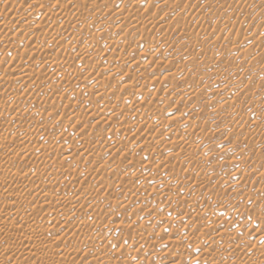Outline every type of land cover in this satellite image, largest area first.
I'll return each instance as SVG.
<instances>
[{
    "label": "rangeland",
    "instance_id": "1",
    "mask_svg": "<svg viewBox=\"0 0 264 264\" xmlns=\"http://www.w3.org/2000/svg\"><path fill=\"white\" fill-rule=\"evenodd\" d=\"M103 1L0 0V14L4 16V21L0 22V75L3 72L2 78L0 76V117L4 116L0 118V132H3L0 133V214L5 218L0 219V264H62L71 262V259L76 260L73 264H95V261L96 264H246L248 256L257 254L264 259V0ZM111 7L124 11L118 17L110 12ZM91 14H102L101 21L92 19ZM127 16L136 21L130 17L131 22L120 18ZM153 20H157V27L150 25ZM181 26L187 27L188 34H182ZM91 41L97 46L86 47ZM8 42L12 45L9 46ZM231 42L242 44L243 52H235L236 45ZM36 43L47 44L43 50L48 51H27ZM23 50L27 54L24 51L21 59L22 53L19 54ZM50 51L56 58L50 56ZM28 58H31L29 61L37 59L29 68L33 71L26 73L32 72L31 75L27 76L26 82L14 84L11 76L18 77L25 72L17 73L13 68L21 60V63H27ZM60 67H65L64 72ZM115 67H123V73L106 76L105 72ZM44 70L49 76L45 81L46 90H35L32 86L35 72ZM86 73L91 74L90 79L85 82V78L79 79L82 82L76 90L68 89V84H74L78 75L85 76ZM102 73L106 82L102 80ZM149 75L156 82L146 83L145 78ZM6 76H10L9 80ZM124 83L130 87L126 86V89ZM87 89L91 96L85 95ZM30 100L34 104L28 102ZM70 102L77 106L74 111L65 108ZM35 104L46 112L36 109L32 113ZM50 105L54 107L53 112L57 110V115L47 120L45 118L52 113ZM84 106L87 112L83 110ZM145 107L148 108L146 111ZM157 110L161 115H156ZM14 111L18 112L17 118L12 113ZM7 116L11 117L5 118ZM68 120L75 121L67 123ZM28 121L34 122L30 128ZM109 122L117 125L113 127ZM77 123L81 126L78 127ZM8 130L12 132L9 134ZM24 131L31 132L27 138ZM39 131L44 132L42 138L35 137ZM60 132L67 137L69 133L73 137H81L84 132L89 134L93 140L91 152L71 157L72 153L67 150L57 149L56 154L46 155L56 143L55 138L61 139ZM114 137L117 145L108 150L107 145L115 140ZM15 138L21 144L23 139L24 149H21L24 151L14 150ZM57 141L55 145L60 143ZM99 153L104 154L102 160L95 157ZM32 158L38 161L32 163ZM131 163H135L137 169L128 170ZM46 165L50 166L47 171ZM157 169L161 174L155 172ZM77 172H82L84 177L80 179ZM167 187H174L178 194L169 193ZM52 214L59 215L61 221L51 220L49 216ZM23 219L33 220V237L25 238L26 249H21L9 235ZM119 223L125 224L122 231L118 229ZM151 223L155 228L149 230L147 226ZM44 228L49 232L48 239H37L38 245L33 244L31 239ZM167 234L172 239H168ZM154 242L159 243L155 246ZM166 242L169 245H165ZM42 253L48 254L49 258L43 260Z\"/></svg>",
    "mask_w": 264,
    "mask_h": 264
},
{
    "label": "bare ground",
    "instance_id": "2",
    "mask_svg": "<svg viewBox=\"0 0 264 264\" xmlns=\"http://www.w3.org/2000/svg\"><path fill=\"white\" fill-rule=\"evenodd\" d=\"M21 1H22V0H21ZM27 1H28V0H27ZM99 1H100V0H99ZM102 1H103V0H102ZM125 1H126V0H125ZM136 1H137V0H136ZM141 1H142V0H141ZM147 1H148V0H147ZM151 1H152V0H151ZM169 1H170V0H169ZM171 1H172V0H171ZM197 1H198V0H197ZM200 1H201V0H200ZM72 2H73V1H72ZM74 2H75V1H74ZM126 2H127V1H126ZM128 2H129V1H128ZM130 2H131V1H130ZM167 2H168V1H167ZM167 2H166V3H167ZM210 2H211V1H210ZM210 2H208V5L210 4ZM42 3H43V2H42ZM75 3H76V2H75ZM103 3H105V2L103 1ZM124 3H125V2H124ZM131 3H134V1L131 2ZM171 3H172V2H171ZM199 3H201V2H199ZM202 3H203V2H202ZM125 4H126V3H125ZM205 4H206V1H205ZM92 5H93V4H92ZM94 5H95V4H94ZM99 5H100V4H99ZM72 6H73V5H72ZM249 6H250V5H249ZM113 7H114V6H113ZM117 7H118V6H117ZM177 7H178V6H177ZM208 7H209V6H208ZM71 8H74V7H71ZM111 8H112V7H111ZM178 8H179V7H178ZM218 8H219V7H218ZM56 9H57V8H56ZM107 9H108V8H107ZM119 9H120V8H119ZM121 9H122V8H121ZM121 9H120V10H121ZM193 9H194V8H193ZM80 10H81V9H80ZM83 10H84V9H83ZM122 10L124 11V9H122ZM122 10L120 11L121 13L123 12ZM214 10H215V9H214ZM218 10H219V9H218ZM77 11H78V10H77ZM109 11H110V9H109ZM135 11H136V10H135ZM192 11H193V10H192ZM203 11H205V10H203ZM79 12H80V11H79ZM110 12L115 13L114 15H118V17H119L120 12H119V10H118L117 8H115V9L112 8V10H111ZM201 12H202V11H201ZM208 12H209V11H208ZM54 13H55V11H54ZM69 13H70V12H69ZM83 13H84V12H83ZM124 13H125V12H124ZM124 13H123V14H124ZM134 13H135V12H134ZM136 13H137V15H139V14H138V11H137ZM192 13H193V12H192ZM192 13H191V14H192ZM223 13H224V12H223ZM59 14H60V13H59ZM61 14H62V13H61ZM76 14H77V13H76ZM79 14H80V13H79ZM123 14H121V15H123ZM126 14H127V13H126ZM132 14H133V12H132ZM198 14H199V13H198ZM84 15L86 16V14H84ZM100 15H102V14H100ZM100 15H97V14H91V15H89V16H90L92 19H94L95 21L98 20V21L100 22V21H101V20H100V19H101V16H100ZM105 15H106V12H105L104 16H105ZM17 16H18V18H19V15H17ZM65 16H66V15H65ZM75 16H76V15H75ZM82 16H83V15H82ZM85 16H84V17H85ZM102 16H103V15H102ZM125 16H126V15H125ZM130 16H131V15H130ZM130 16H129V17H130ZM173 16H174V15H173ZM25 17H26V16H25ZM58 17H60V15H59ZM127 17H128V16H127ZM129 17H128V18H126V17H120V18H122L121 20H123V21L126 20V21H130V22H131V20L129 19ZM132 17H134V16H132ZM201 17H202V16H201ZM226 17H227V16H226ZM232 17H233V16H232ZM3 18H4V16L0 14V22H1V20H2ZM23 18H24V17H23ZM23 18H21V19H23ZM81 18H82V17H81ZM91 18H90V19H91ZM130 18H131V17H130ZM137 18H138V17H137ZM6 19H7V18H6ZM87 19H88V18H87ZM103 19H104V18H103ZM103 19H102V20H103ZM105 19H106V16H105ZM131 19H132V18H131ZM145 19H146V18H145ZM149 19H150V18H149ZM152 19H154V18H152ZM155 19H156V18H155ZM213 19H214V18H213ZM8 20H9V19H8ZM19 20H20V19H19ZM81 20H82V19H81ZM106 20H108V19H106ZM132 20H133V19H132ZM196 20H197V19H196ZM3 21H4V20H2V22H3ZM95 21H94V22H95ZM98 21H97V22H98ZM104 21H105V20H104ZM133 21L135 22L136 20L134 19ZM148 21H149V20H148ZM158 21H159V20H158ZM225 21H226V19H225ZM225 21H224V23H225ZM2 22H1V23H2ZM99 22H98V23H99ZM105 22H106V21H105ZM134 22H133V23H134ZM146 22H147V21H146ZM162 22H163V21H162ZM202 22H203V21H202ZM228 22H229V21H228ZM7 23H8V22H7ZM17 23H18V22H17ZM77 23H78V22H77ZM81 23H82V22H81ZM83 23H84V22H83ZM101 23H102V22H101ZM127 23H128V22H127ZM149 23H150V25H152V26L155 25V26L157 27L156 24H157L158 22H157V20H153V21H151V22H149ZM184 23H185V22H184ZM226 23H227V22H226ZM237 23H238V22H237ZM70 24H71V23H70ZM105 24H106V23H105ZM141 24H142V23H141ZM221 24H222V22H221ZM4 25H5V24H4ZM4 25H3V26H4ZM33 25H34V24H33ZM80 25H81V24H80ZM100 25H101V24H100ZM148 25H149V24H148ZM167 25H168V24H167ZM180 25H181V23H180ZM182 25H183V24H182ZM185 25H186V24H185ZM227 25H228V24H227ZM102 26H103V25H102ZM105 26H106V25H105ZM115 26H116V25H115ZM163 26H164V24H163ZM235 26H236V25H235ZM44 27H46V26H44ZM86 27H87V26H86ZM92 27H93V26H92ZM164 27H165V26H164ZM181 27H182V26H181ZM214 27H215V26H214ZM220 27H221V26H220ZM33 28H34V27H33ZM76 28H77V27H76ZM95 28H97V27H94L93 29H95ZM98 28H99V27H98ZM160 28H161V27H160ZM166 28H167V27H166ZM186 28H187V27H186ZM186 28H183V27L181 28V29H183L182 34H188L189 31H188V29H186ZM188 28H189V27H188ZM228 28H229V27H228ZM228 28H227V29H228ZM233 28H234V27H233ZM103 29H104V28H103ZM162 29H163V28H162ZM220 29H221V28H220ZM35 30H36V29H35ZM71 30H72V29H71ZM91 30H92V29H91ZM143 30H144V29H143ZM152 30H153V29H152ZM234 30H235V29H234ZM252 30H253V29H252ZM0 31H1V30H0ZM40 31H41V30H40ZM42 31H43V30H42ZM76 31H77V30H76ZM101 31H102V30H101ZM104 31H105V30H104ZM120 31H121V30H120ZM164 31H165V30H164ZM201 31H202V30H201ZM201 31H200V32L198 31V33H201ZM215 31H216V30H215ZM215 31H214V32H215ZM221 31H222V29H221ZM225 31H226V29H225ZM237 31H238V30H237ZM237 31H236V32H237ZM140 32H142V31L140 30ZM144 32H145V31H144ZM144 32H142V33H144ZM151 32H152V31H151ZM222 32H224V31H222ZM236 32H235V33H236ZM256 32H257V31H256ZM258 32H259V31H258ZM0 33H1V32H0ZM123 33H124V32H123ZM198 33H196V34H198ZM204 33H205V32H204ZM218 33H220V30H219ZM224 33H225V32H224ZM224 33H223V34H224ZM228 33H229V32H228ZM241 33H242V32H241ZM251 33H252V32H251ZM61 34H62V32H61ZM162 34H163V33H162ZM164 34H165V33H164ZM189 34H190V33H189ZM223 34H222V35H223ZM56 35H57V34H56ZM87 35H88V34H87ZM90 35H91V34H90ZM121 35H122V34H121ZM217 35H218V34H217ZM217 35H216V36H217ZM229 35H230V33H229ZM234 35H235V34H234ZM246 35H247V34H246ZM57 36H58V35H57ZM100 36H101V35H100ZM164 36H165V35H164ZM208 36H209V35H208ZM216 36H215V37H216ZM232 36H233V35H232ZM241 36H242V35H241ZM253 36H254V35H253ZM233 37H234V36H233ZM238 37H239V36H237V37H235V38L237 39ZM248 37H249V36H248ZM251 37H252V36H251ZM254 37H255V36H254ZM89 38H90V37H89ZM105 38L108 39V37H105ZM105 38H104V39H105ZM122 38H123V37H122ZM231 38H232V37H231ZM60 39H61V38H60ZM225 39H227V38H225ZM236 39H233V41L236 40ZM246 39H247V38H246ZM9 40L11 41V40H13V38H10ZM15 40H16V38H15ZM99 40H100V39H99ZM102 40H103V39H102ZM248 40H249V39H248ZM248 40H247V41H248ZM16 41H17V40H16ZM81 41H82V40H81ZM97 41H98V40H97ZM97 41L95 40V44L97 43ZM106 41H107V40H106ZM112 41H113V39H112ZM156 41H157V40H156ZM225 41H226V40H225ZM13 42H15V41H13ZM13 42H12V43H13ZM76 42H77V41H76ZM145 42H146V41H145ZM242 42H243V41H242ZM34 43H35V42H34ZM78 43H79V42H78ZM93 43H94V42H92V41H91V43H87V44L85 43V44H86L85 46H86V47H90V46L93 47V46L95 45V44L93 45ZM162 43H163V42H161V44H162ZM231 43H232L233 45H236V42H231ZM7 44H9V42H8ZM13 44H14V43H13ZM104 44H105V43H104ZM138 44H139V43H138ZM239 44H240V43H239ZM245 44H246V43H245ZM11 45H12V44H11ZM11 45L9 44V46H11ZM15 45H16V44H15ZM46 45H47V44H46ZM46 45H43V44H40V43H36V44L32 45V48H31V46H30L29 49H31V50H28V49H27V51H31V52H32V51H35V52H36V51H40V49H42V51H44L43 48L45 49V46H46ZM92 45H93V46H92ZM97 45H98V43H97ZM97 45H95V46H97ZM99 45H100V44H99ZM106 45H107V44H106ZM104 46H105V45H104ZM110 46L112 47L113 45H110ZM229 46H230V45H229ZM231 46H232V45H231ZM245 46H246V45H245ZM28 47H29V46H28ZM48 47H49V46H48ZM74 47H76V46H74ZM91 47H90V48H91ZM118 47H119V46H118ZM159 47H160V46H159ZM161 47H162V46H161ZM164 47H165V46H164ZM164 47H163V48H164ZM24 48H25V47H24ZM24 48H23V49H24ZM84 48H85V47H84ZM101 48H102V47H101ZM153 48H154V47H153ZM232 48H233V47H232ZM95 49H96V48H95ZM99 49H100V48H99ZM99 49H98V51H99ZM159 49H160V48H159ZM108 50H109V49H108ZM157 50H158V49H157ZM160 50H161V49H160ZM233 50H234V51L237 50L238 52H239V51H240V52H243L244 47H243L242 44H240V45H236V46H234V49H233ZM233 50H232V51H233ZM24 51H26V50H23V52L20 51V54L17 53V54H19L20 56H21V53H22V56L20 57L21 59H22V57L24 56V53H25ZM27 51H26V54H27ZM46 51H48V49L45 50L44 52H46ZM163 51H166V50H163ZM167 51H168V50H167ZM229 51H230V50H229ZM245 51H246V50H245ZM245 51H244V52H245ZM31 52H30V53H31ZM35 52H33V53H31V54H34ZM87 52H88V50H87ZM94 52H95V51H94ZM121 52H122V51H121ZM235 52H236V51H235ZM235 52H234V53H235ZM28 53H29V52H28ZM39 53H40V52H39ZM78 53H79V52H78ZM91 53H92V52H91ZM162 53H164V52H162ZM26 54H25V55H26ZM41 54H43V52H42ZM80 54H81V53H80ZM86 54H87V53H86ZM158 54H159V53H158ZM228 54H229V53H228ZM89 55H90V54H89ZM213 55H215V54H213ZM50 56H51V57H52V56L55 57L53 51H50ZM50 56H48V57H50ZM69 56H70V55H69ZM87 56H88V54H87ZM158 56H159V55H158ZM224 56H225V55H224ZM224 56H223V57H224ZM246 56H247V55H246ZM29 57H30V55H29ZM43 57H44V56H43ZM70 57H71V56H70ZM77 57H78V56H77ZM90 57H91V56H90ZM90 57H89V58H90ZM108 57H109V56H108ZM150 57H152V56H150ZM161 57H162V56H161ZM225 57H226V56H225ZM233 57H235V56H233ZM17 58H18V56H17ZM26 58H27V57H26ZM26 58H25L24 60H26ZM31 58H32V56H31ZM31 58H28V62H27V63H26V62H25V63H23V62L21 63L22 60L20 59L21 61H20V64H19V60H18V64H19V65H18L17 67L13 68V69H16V70H17V73H18V72H19V73H24V72H25V75H24V74H21V75H23V76L20 75V76L16 77L17 75L14 74L13 76L16 77L15 80L12 79V78H14V77L11 76V80L14 81V84H16V82H18V81H22V82H24L25 79L27 80V76H30V75H31L32 72H31V73H28L29 75H27L26 73H27V72H30V71H33V70H31V69L29 70V68H31L30 66H31L32 62L37 61V59H35V58L33 59V60H35V61H33V60H30V61H29V59H31ZM55 58H56V57H55ZM84 58H85V57H84ZM89 58H86V59H89ZM123 58H124V57H123ZM127 58H128V57H127ZM153 58H154V57H153ZM244 58H245V57H244ZM247 58H248V56H247ZM48 59H49V58H48ZM90 59H91V58H90ZM92 59H94V58H92ZM248 59H249V58H248ZM38 60H39V59H38ZM42 60H43V59H42ZM49 60H50V59H49ZM51 60H54V59H51ZM71 60H72V59H71ZM160 60H161V59H160ZM232 60H233V59H232ZM246 60H247V59H246ZM65 61H66V60H65ZM80 61H81V60H80ZM148 61H149V60H148ZM250 61H251V60H250ZM250 61H249V63H250ZM86 62H87V61H86ZM93 62H94V61H93ZM118 62H119V61H118ZM134 62H137V61H134ZM146 62H147V61H146ZM246 62H247V61H246ZM37 63H38V62H37ZM43 63H44V62H43ZM48 63H49V61H48ZM51 63H53V61H52V62L50 61V64H51ZM67 63H69V62L67 61ZM104 63H105V62H104ZM122 63H124V62L122 61ZM148 63H149V62H148ZM44 64H45V63H44ZM46 64H47V63H46ZM64 64H66V63H64ZM125 64H126V63H125ZM250 64H251V63H250ZM33 65H36V64L34 63ZM33 65H32V66H33ZM47 65H48V64H47ZM59 65H60V64H59ZM96 65H97V64H96ZM113 65H114V64H113ZM117 65H118V64H117ZM119 65H120V64H119ZM141 65H142V64H141ZM49 66H50V65H49ZM86 66H87V65H86ZM125 66H126V65H125ZM148 66H149V65H148ZM163 66H164V65H163ZM9 67H10V66H9ZM80 67H81V66H80ZM137 67H138V66H137ZM64 68H65V67H64ZM64 68L62 69V67H60L59 69H60V71H63V72H64V70H65ZM95 68H96V67H95ZM122 68H123V67H122ZM122 68H120V67H117V68H116V67H115L112 71H106L105 74H107L106 76H112V75H113V76H114V75H119V76H120V75L123 73ZM124 68H125V70H126V67H124ZM11 69H12V68H11ZM57 69H58V68H57ZM57 69H56V70H57ZM68 69H69V68H68ZM70 69H71V68H70ZM76 69H77V67H76ZM89 69H90V68H89ZM99 69H100V68H99ZM137 69H138V68H136V69H134V70L137 71ZM168 69H169V68H168ZM41 70H43V69H41ZM125 70H124V71H125ZM129 70H130V69H129ZM9 71H10V70H9ZM12 71H13V70H12ZM46 71H47V70H46ZM84 71H85V70H84ZM86 71H87V70H86ZM158 71H159V70H158ZM44 72H45V70H44ZM44 72H43V71H38L37 73L35 72V74H36V77H35V78H36V79H35V81L32 79V80L34 81V82L32 83V86H35V90H37V89L39 90V89H41V88H43L44 91L46 90V88H45V86H46V85H45V81L48 79L49 76L47 77L48 74H47L46 72H45V73H44ZM77 72H78V71H77ZM102 72H103V71H102ZM126 72H127V71H126ZM156 72H157V71H156ZM4 73H5V72H4ZM13 73H14V72H13ZM13 73H11V75H12ZM17 73H16V74H17ZM53 73H54V72H53ZM59 73H61V72H59ZM93 73H94V72H93ZM133 73H134V72H133ZM133 73H132V77H134V75H135V73H134V75H133ZM138 73H139V72H138ZM152 73H153V72H152ZM6 74H8V73H6ZM56 74H57V71H56L55 75H56ZM61 74H64V73H61ZM79 74H80V73H79ZM102 74H104V73H102ZM105 74L102 76V80H104V82H106L105 80L107 79L106 76H105ZM2 75H3V72H2ZM2 75H0L1 78H2ZM4 75H5V74H4ZM9 75H10V72H9ZM49 75H50V74H49ZM93 75H94V74H93ZM125 75H127V73H126ZM128 75H131V74H128ZM164 75H165V74H164ZM78 76H79V77H76V78H78V79L75 78V79H76V82H74V84H68V89H70V90H76V89H77V86L79 85V82L82 80V78H85V79H83V82H85L86 79H88V78L90 79V78H91V74H90V73H86L85 76H84V75H78ZM80 76H81V77H80ZM137 76H139V75L137 74ZM143 76H144V75H143ZM143 76H142V77H143ZM172 76H173V75H172ZM172 76H171V77H172ZM6 77H7V76H6ZM9 77H10V76H9ZM9 77H7L8 80H9ZM31 77H32V76H31ZM117 77H118V76H117ZM123 77H124V76H123ZM127 77H128V76H127ZM132 77H131V78H132ZM145 77H146V75H145ZM145 77H143V78H145ZM169 77H170V76L168 75V79H169ZM1 78H0V79H1ZM97 78H99V77H97ZM114 78H115V77H114ZM129 78H130V76H129ZM5 79H6V78H5ZM49 79H50V78H49ZM79 79H81V80L79 81ZM94 79H95V78H94ZM121 79H122V78H121ZM123 79H124V78H123ZM145 79H146V80H145L146 83H147V82H148V83L156 82V81L153 80V78H152L150 75H149V77H147V78H145ZM170 79H171V78H170ZM2 80H3V79H2ZM8 80H7V81H8ZM26 80H25V82H26ZM97 80H99V79H97ZM97 80H95V81H97ZM126 80H127V79H126ZM137 80H138V79H137ZM107 81H108V80H107ZM112 81L114 82V80H112ZM127 81H129V79H128ZM131 81H132V83H130V85H131V84H134V83H133V82H134V81H133V78H132V80H130V82H131ZM158 81H159V80H158ZM176 81H177V80H176ZM4 82H6V81H4ZM31 82H32V81H31ZM31 82H30V83H31ZM81 82H82V81H81ZM81 82H80V83H81ZM97 82H98V81H97ZM115 82H117V81H115ZM8 83H9V82H8ZM93 83H94V82H93ZM107 83H108V82H107ZM111 83H112V82H111ZM118 83H119V81H118ZM125 83H126V82H125ZM125 83H124V86H125ZM137 83H139V82L137 81ZM10 84L13 85V82H11ZM10 84H9V85H10ZM99 84H100V83H99ZM102 84H103V85H101V86H104V83H102ZM113 84H114V83H113ZM144 84H145V83H144ZM168 84H169V83H168ZM6 85H7V84H6ZM20 85H21V84H20ZM22 85H23V84H22ZM27 85H28V84H27ZM115 85H116V84H115ZM115 85H114V86H115ZM147 85H148V84H147ZM24 86H25V85H24ZM29 86H30V85H29ZM112 86H113V85H112ZM126 86H129L128 83L126 84ZM126 86H125V88L127 89ZM131 86H132V85H131ZM163 86H165V85H163ZM22 87H23V86H22ZM46 87H47V86H46ZM117 87H119V86H117ZM122 87H123V85H122ZM129 87H130V86H129ZM10 88H11V87H10ZM36 88H37V89H36ZM71 88H72V89H71ZM101 88H102V87H101ZM114 88H115V87H114ZM114 88H113V90H114ZM146 88H147V87H146ZM164 88H165V87H164ZM79 89L81 90V88H78V90H79ZM95 89H96V88H95ZM103 89H104V88H103ZM106 89H107V88H106ZM111 89H112V88H111ZM115 89H116V88H115ZM120 89H121V87H120ZM123 89H124V88H123ZM126 89H125V90H126ZM104 90H105V89H104ZM116 90L118 91V89H116ZM121 90H122V89H121ZM145 90H146V89H145ZM160 90H161V89H160ZM48 91H49V90H48ZM117 91H116V92H117ZM119 91H120V90H119ZM119 91H118V92H119ZM142 91H144V90H142ZM33 92H34V91H33ZM35 92H36V91H35ZM35 92H34V94H35ZM39 92H40V91H39ZM94 92H95V91H94ZM113 92H114V94L116 93L115 91H113ZM113 92H112V93H113ZM118 92H117V93H118ZM122 92H123V91H122ZM124 92H125V91H124ZM148 92H149V91H148ZM163 92H164V91H163ZM37 93H38V92H37ZM83 93H84V92H83ZM144 93H145V91H144ZM154 93H155V92H154ZM154 93H153V94H154ZM167 93H168V92H167ZM53 94H54V93H53ZM100 94H101V93H100ZM110 94H111V93H110ZM114 94H111V95H114ZM130 94H131V93H130ZM140 94H141V93H140ZM159 94H160V93H159ZM2 95H3V94H2ZM14 95H15V94H14ZM85 95H86V96H91V91H89V90L87 89V91H85ZM92 95H93V93H92ZM118 95H119V94H118ZM162 95H163V94H162ZM172 95H173V94H172ZM101 96H102V95H101ZM106 96H107V95H106ZM139 96H140V95H139ZM148 96H149V95H148ZM164 96H165V95H164ZM94 97H95V96H94ZM116 97H117V96H116ZM127 97H128V96H127ZM166 97H167V96H166ZM92 98H93V97H92ZM92 98H91V99H92ZM113 98H114V97H113ZM113 98H112V99H113ZM130 98H131V97H130ZM130 98H129V99H130ZM8 99H9V98H8ZM104 99H106V98H104ZM133 99H134V98H133ZM133 99H132V101H133ZM137 99H138V98H137ZM10 100H11V99H10ZM13 100H14V99H13ZM80 100H81V99H80ZM93 100H94V99H93ZM146 100H147V99H146ZM168 100H169V99H168ZM14 101H15V100H14ZM71 101H72V100H71ZM84 101H85V100H84ZM107 101H108V100H107ZM136 101H137V100H135V102H136ZM140 101H141V100H140ZM15 102L17 103V101H15ZM28 102H31V100L28 101ZM68 102H69V101H68ZM133 102H134V101H133ZM133 102H132V106H133V104H134ZM170 102H171V101H170ZM13 103H14V102H13ZM19 103H20V102H19ZM25 103H26V102H25ZM31 103H32V102H31ZM39 103H40V102H39ZM130 103H131V102H130ZM138 103H139V100H138ZM2 104H4V102H3ZM22 104H23V103H22ZM26 104H27V103H26ZM26 104H25V107H26ZM32 104H34V103H32ZM32 104H31V105H32ZM40 104H41V103H40ZM57 104H58V103H57ZM84 104H85V103H84ZM96 104H97V103H96ZM19 105H20V104H19ZM29 105H30V104H28V106H29ZM41 105H42V104H41ZM48 105H49V104H48ZM86 105H87V104H86ZM93 105H94V103H93ZM139 105H140V103H139ZM0 106H1V105H0ZM20 106H21V105H20ZM22 106H23V105H22ZM60 106H61V105H60ZM78 106H79V105H78ZM95 106H96V105H95ZM3 107H4V106H3ZM44 107H46V106L44 105ZM50 107L52 108V113L49 114L50 117L45 118V119H47V120H49V119L51 120V119H53L54 117H56V115H57V114H56L57 110H56V112H55V111L53 112L54 107H52L51 105H50ZM76 107H77V106L74 104V102H73V104H71V102H70V103H66V106H65V108H67V110H71V111H74V109H75ZM85 107H86V106L83 107V110H84ZM93 107H94V106H93ZM107 107H108V106H107ZM146 107H147V106H146ZM146 107H145V111H146V109H148V108H146ZM152 107H153V106H152ZM5 108H6V107H5ZM10 108H11V107H10ZM30 108H31V107H30ZM30 108H29V109H30ZM47 108H49V106H48ZM140 108H141V107H140ZM143 108H144V107H143ZM155 108H156V107H155ZM32 109H34V110L32 111V113H33L36 109H39V110L41 109V110H42V109H44V108H41V106L35 104V108H32ZM101 109H103V108H101ZM134 109H135V108H134ZM150 109H151V108H150ZM156 109H157V108H156ZM176 109H177V108H176ZM5 110H6V109H5ZM8 110H10V109H8ZM15 110H17V109H15ZM27 110H28V109H27ZM44 110H45V109H44ZM44 110H43V111H44ZM50 110H51V109H50ZM50 110H48L47 112L49 113ZM59 110H60V109H59ZM76 110H77V109H76ZM122 110H123V108H122ZM122 110H121V111H122ZM131 110H132V109H131ZM152 110H153V109H152ZM172 110H173V109H172ZM12 111H13V110H12ZM28 111H29V110H28ZM28 111H27V112H28ZM63 111H66V110H61V112H63ZM84 111H85V110H84ZM117 111H118V110H117ZM135 111H136V110H135ZM150 111H151V110H150ZM155 111H156V110H155ZM159 111H161V110H159ZM174 111H175V110H174ZM177 111H179V109H178ZM7 112H8V111H7ZM36 112L39 113V111H36ZM40 112H41V111H40ZM45 112H46V110H45ZM45 112H44V113H45ZM61 112H60V113H61ZM69 112H70V111H69ZM76 112H77V111H76ZM85 112H87V111H85ZM125 112H126V110H125ZM127 112H128V111H127ZM141 112H142V111H141ZM148 112H149V111H148ZM175 112H176V111H175ZM179 112H180V111H179ZM12 113H13L14 117H16L15 115H16L18 112L14 111V112H12ZM90 113H91V112H90ZM139 113H140V112H138V114H139ZM146 113H147V112H146ZM159 113H160V115H161V112H158V110H157L156 115L159 114ZM171 113H173V111H171ZM183 113H184V112H183ZM0 114H1V113H0ZM24 114H25V112H24ZM26 114H28V113H26ZM61 114H62V113H61ZM66 114H67V113H66ZM73 114H74V113H73ZM124 114H125V113H124ZM152 114H155V113L152 112ZM174 114H175V113H174ZM4 115H5V114H4ZM9 115H11V114H9ZM13 115H12V116H13ZM43 115H44V114H43ZM46 115H47V114H46ZM25 116H26V115H25ZM27 116H29V115H27ZM33 116H34V115L31 116V117H32V120H33ZM35 116H36V114H35ZM35 116H34V118H35ZM117 116H118V115H117ZM128 116H129V115H128ZM1 117H4V116H1ZM1 117H0V118H1ZM10 117H11V116H10ZM10 117L7 116V117H5V118H10ZM14 117H13V118H14ZM31 117H30V118H31ZM73 117H75V116H73ZM106 117H107V116H106ZM141 117H142V116H141ZM16 118H17V117H16ZM16 118H14V119H16ZM18 118H19V117H18ZM28 118H29V117H28ZM57 118H58V117H57ZM57 118H56V119H57ZM83 118H84V117H83ZM113 118H114V117H113ZM157 118H158V117H157ZM36 119H37V118H36ZM65 119H66V118H65ZM138 119H139V118H138ZM141 119H143V118H141ZM141 119H140V120H141ZM168 119H169V118H168ZM11 120H13V119H11ZM16 120H17V119H16ZM27 120H28V119H27ZM27 120H26V121H27ZM110 120H112V119L110 118ZM114 120H115V119H113V121H114ZM117 120H118V119H117ZM120 120H121V119H120ZM135 120H136V119H135ZM160 120H161V119H160ZM171 120H172V119H171ZM0 121H1V120H0ZM14 121H15V120H14ZM18 121H19V120H18ZM33 121H34V120H33ZM33 121H28V122H29V128H30V125H31V126L33 125V123H34ZM36 121H37V120H36ZM71 121H75V120H71ZM71 121L68 120L67 123H70ZM108 121H109V120H108ZM113 121H111V122H113ZM131 121H132V120H131ZM141 121H142V120H141ZM9 122H10V120H9ZM11 122H12V121H11ZM46 122H47V121H46ZM53 122H54V121H53ZM81 122H82V121H81ZM129 122H130V121H129ZM164 122H165V121H164ZM169 122H170V121H169ZM173 122H174V121L172 120V121L170 122V124L173 125ZM4 123H5V122H4ZM4 123H3V124H4ZM15 123H16V122H15ZM15 123H14V124H15ZM21 123H22V122H21ZM21 123L19 122L18 124H21ZM38 123H39V122H37V124H38ZM42 123H43V122H42ZM59 123H60V122H59ZM65 123H66V122H65ZM74 123H75V122H74ZM74 123H73L72 125H75ZM84 123H86V122H84ZM109 123H110V122H109ZM130 123H131V122H130ZM134 123H135V122H134ZM0 124H1V122H0ZM11 124H12V123H11ZM54 124H55V123H54ZM54 124H53V125H54ZM78 124H79V123H77L76 125L78 126ZM110 124H112V123H110ZM114 124H116V123L114 122ZM114 124H112V125H114ZM137 124H138V122H137ZM149 124H150V123H149ZM8 125H9V124H8ZM34 125H35V124H34ZM40 125H41V123H40ZM43 125H44V124H43ZM67 125H68V124H67ZM70 125H71V124H70ZM85 125H86V124H85ZM85 125H84V126H85ZM116 125H117V124H116ZM120 125H122V122H121ZM134 125H135V124H134ZM138 125H140V123H139ZM144 125H145V124H144ZM159 125H161V124H159ZM1 126H2V124H1ZM5 126H6V123H5ZM11 126H12V125H11ZM19 126H21V125H19ZM26 126H27V125H26ZM35 126H36V125H35ZM35 126H34V127H35ZM45 126H46V125H45ZM79 126H81V124H80ZM79 126H78V127H79ZM124 126H125V125H124ZM124 126H123V127H124ZM175 126H176V125H175ZM175 126H174V129H175ZM6 127H7V126H6ZM41 127H42V126H41ZM46 127H47V126H46ZM46 127H44V128H46ZM70 127H71V126H70ZM113 127H115V125H114ZM113 127H112V128H113ZM120 127H122V126H120ZM149 127H150V126H149ZM161 127H162V126H161ZM8 128H12V127L9 126ZM13 128H15L14 125H13ZM17 128H18V126H16V129H17ZM48 128H49V127H48ZM48 128H47V130H48ZM132 128H134V126H133ZM5 129H7V128H5ZM23 129L25 130V128H23ZM36 129H37V128H36ZM135 129H136V128H135ZM138 129H139V128H138ZM147 129H148V128H147ZM159 129H160V128H159ZM172 129H173V128H172ZM174 129H173V130H174ZM176 129H177V128H176ZM2 130H4V129H2ZM19 130H20V129H19ZM44 130H45V129H44ZM50 130H51V128H50ZM52 130H53V129H52ZM62 130H63V129H62ZM80 130H81V128H80ZM152 130H154V129H152ZM4 131H5V130H4ZM8 131H9V130H8ZM22 131H23V130H22ZM22 131H21V133H22ZM59 131H60V130H59ZM82 131H83V130H81L80 132H82ZM126 131H127V130H126ZM143 131H144V130H143ZM146 131H148V130H146ZM159 131H160V130H159ZM176 131H177V130H176ZM179 131H180V130H179ZM1 132H2V131H1ZM1 132H0V133H1ZM10 132H12V131H9V134H10ZM17 132H18V131H17ZM17 132H16V133H17ZM24 132H25V131H24ZM64 132H65V130H63V133H64ZM77 132H78V131H77ZM97 132H98V131H97ZM100 132H101V131H100ZM121 132H122V131H121ZM124 132H125V131H124ZM129 132H130V131H129ZM136 132H137V131H136ZM144 132H145V131H144ZM149 132H150V131H149ZM154 132H157V131H154ZM169 132H170V131H169ZM2 133H3V132H2ZM4 133H5V132H4ZM7 133H8V132H6V134H7ZM30 133H31V132H29V131L27 132V131H26V132L23 133V134H26V135H25V137H26L28 134L30 135ZM57 133H58V132H57ZM60 133H62V132H60ZM63 133H62V137L60 136L61 139H58V138H57V140H60V141H59L60 143H59L58 145H55L56 143H58V141H57L56 138H55V141H56V143L54 144L55 146L53 145V147H51V149H50V153H47L46 155H48V154H49V155L53 154V153L55 152V150H57V149L67 150L66 152L72 153V154H71V157H74V156L77 157V155H85V154H88V153L91 152L90 148H91V145H93V144H92V143H93V140H92V138L90 137L89 134L87 135V134H85V132H84V133L81 135V137L78 136V137H79V139H78V137H73L74 135L72 136L71 133H69V134H70L72 137H71L69 134H68V135H69L68 137H67V135L64 136ZM88 133H89V132H88ZM92 133H93V131H92ZM131 133H132V132H131ZM133 133H134V131H133ZM14 134H15V133H14ZM55 134H56V133H55ZM58 134H59V133H58ZM96 134H97V133H96ZM127 134H128V133H127ZM144 134H145V133H144ZM170 134H171V133H170ZM180 134H181V133H180ZM180 134H179V135H180ZM0 135H1V134H0ZM16 135H17V134H16ZM18 135H19V134H18ZM41 135H44V132H43V131H39L38 133H35V137H38V136H39V138H42L43 136L41 137ZM48 135H49V133H48ZM78 135H80V134H78ZM83 135H84V136H83ZM97 135H98V134H97ZM103 135H104V134H103ZM103 135H102V136H103ZM114 135H115V134H114ZM129 135H130V133H129ZM4 136H5V135H4ZM95 136H96V135H95ZM102 136H101V137H102ZM132 136H133V135H132ZM1 137H2V136H1ZM18 137H20V136H18ZM32 137H33V136H32ZM47 137H49V136H47ZM47 137H46V138H47ZM51 137H53V136L51 135ZM55 137H56V136H55ZM69 137H70V138H69ZM98 137H99V136H98ZM110 137H111V136H110ZM112 137H113V136H112ZM112 137H111V138H112ZM2 138H4V137H2ZM26 138H27V137H26ZM29 138H30V137H29ZM33 138H34V137H33ZM44 138H45V137H44ZM146 138H147V137H146ZM167 138H168V137H167ZM191 138H192V137H191ZM10 139H11V138H10ZM13 139H14V138H13ZM16 139H17V138H15V142L18 140V139H17V140H16ZM49 139H50V138H49ZM52 139H53V138H52ZM106 139H108V137H107ZM114 139H115V140H113L112 142H110V143L107 145V146H108V150L111 149V148H113V147H115V146L117 145V144H116V143H117L116 137H114ZM147 139H148V138H147ZM189 139H190V138H189ZM189 139H188V140H189ZM0 140H1V139H0ZM3 140H4V139H3ZM3 140H2V141H3ZM8 140H9V139H8ZM29 140H30V139H29ZM38 140H39V139H38ZM140 140H141V139H140ZM161 140H162V139H161ZM193 140H194V139H193ZM20 141H21V140H20ZM24 141H26V139H25ZM39 141H40V140H39ZM138 141H139V140H138ZM164 141H168V140H164ZM10 142H11V140L9 141V143H10ZM33 142H34V141H33ZM36 142H37V141H36ZM97 142H98V141H97ZM104 142H105V141H104ZM104 142H103V143H104ZM136 142H137V141H136ZM162 142H163V141H162ZM181 142H182V141H181ZM2 143H3V142H2ZM5 143H6V141H5ZM5 143H4V144H5ZM11 143H12V142H11ZM11 143H10V145H11ZM24 143H25V142H24ZM37 143L39 144V142H37ZM37 143H36V145H37ZM48 143H49V141H48ZM52 143H54V142H52ZM103 143H102V144H103ZM144 143H145V141H144ZM155 143H156V142H155ZM183 143H184V142H183ZM7 144H8V142H7ZM7 144H5V147H6ZM13 144H14V143H13ZM13 144H12V145H13ZM16 144H17V145H16ZM16 144H15V145H16L15 147H13L14 145L12 146V147L14 148V150H15V149H21V148L24 149L23 139H22V144H21V142H16ZM27 144H28V143H26V145H27ZM99 144H100V143H99ZM141 144H142V145H145V144H143V143H141ZM169 144H170V143H169ZM185 144H186V143H185ZM185 144H184V145H185ZM33 145H34V143H33ZM42 145H43V146H46V145H44V144H42ZM42 145H41V147H42ZM103 145H105V144H103ZM27 146H28V145H27ZM31 146H32V145H30L29 147L31 148ZM34 146H35V145H34ZM38 146H39V145H37V147H38ZM94 146H95V145H94ZM147 146H148V145H147ZM147 146H145V147H147ZM0 147H2V146H0ZM5 147H3L2 150H3ZM37 147H36V148H37ZM104 147H105V146H104ZM141 147H142V146H141ZM166 147H167V146H166ZM183 147H184V146H183ZM7 148H9V146H7ZM10 148H11V147H10ZM13 148H11V149H13ZM36 148H34V149H36ZM42 148H43V147H42ZM47 148H48V146L46 147V149H47ZM96 148H98V147H96ZM147 148H148V147H147ZM23 149H21V150L24 151ZM32 149H33V147H32ZM32 149H29V150H31L32 152H34V150H32ZM101 149H102V148H101ZM101 149H100V151H101ZM134 149H135V148H134ZM153 149H154V148H153ZM183 149H184V148H183ZM7 150H9V149H7ZM14 150H13V151H14ZM95 150H97V149H95ZM103 150H104V149H103ZM105 150H107V149L105 148ZM105 150H104V151H105ZM108 150H107V151H108ZM145 150H146V149H145ZM163 150H164V149H163ZM4 151H5V150H4ZM9 151H10V150H9ZM11 151H12V150H11ZM40 151H41V149H40ZM48 151H49V150H47V152H48ZM58 151H60V150H58ZM7 152H8V151H7ZM27 152H28L29 154L31 153V152H29V151H27ZM27 152H26V153H27ZM38 152H39V150H38ZM41 152L43 153V152H44V149H43V151H41ZM41 152H40V154H42ZM183 152H184V151H183ZM16 153H17V152H16ZM34 153H35V152H34ZM34 153H32L33 156H35ZM44 153H46V150H45ZM44 153H43V154H44ZM56 153H57V152H56ZM56 153H54V154H56ZM69 153H68V154H69ZM97 153H98V152H97ZM100 153H103V152H100ZM100 153H99L97 156H95V157H96L97 159H101V160H102V157H103L104 154H100ZM105 153H106V152H105ZM158 153H159V152H158ZM0 154H1V153H0ZM24 154H25V153H24ZM29 154H28V155H29ZM32 154H30V155H32ZM35 154H36V153H35ZM95 154H96V153H95ZM8 155H9V154H8ZM26 155H27V154H26ZM28 155H27V156H28ZM59 155H60V154H59ZM66 155H67V154H66ZM90 155H91V154H90ZM201 155H202V154H201ZM2 156H3V155H2ZM39 156H40V155H39ZM41 156L44 157V155H41ZM166 156H167V155H166ZM6 157H7V156H6ZM66 157H67V156H66ZM1 158H2V157H1ZM9 158H10V157H8V159H9ZM26 158H27V157H26ZM37 158H38V157H37ZM41 158H42V157H41ZM53 158H54V157H53ZM88 158H89V157H88ZM171 158H172V157H171ZM202 158H203V157H202ZM202 158H201V159H202ZM206 158H207V157H206ZM50 159H51V158H50ZM54 159H55V158H54ZM1 160H2V159H1ZM205 160H206V159H205ZM32 161H33V158H32ZM34 161H38V160H34ZM34 161H33L32 163H35ZM51 161H52V159H51ZM51 161H49V163H50ZM167 161H168V160H167ZM47 162H48V161H47ZM47 162H45V163H47ZM52 162H53V161H52ZM128 162H129V161H128ZM199 162H200V161H199ZM203 162H204V161H203ZM47 164H48V163H47ZM59 164H60V163H59ZM107 164H108V163H107ZM114 164H117V163H114ZM30 165H31V164H30ZM119 165H120V164H119ZM121 165H122V164H121ZM10 166H11V165H10ZM45 167H46V171H47V170L49 169L48 167H50V166L46 165ZM112 167H114V166H112ZM116 167H118V166H116ZM136 167H137V166L135 165V163H133V164L131 163V164L129 165V167H128V170H130V169H131V170H132V169H135ZM156 167H157V166H156ZM12 169H13V168H12ZM64 169H65V168H64ZM113 169H114V168H113ZM115 169H116V168H115ZM125 169H126V168H125ZM136 169H137V168H136ZM165 169H166V168H165ZM165 169H164V170H165ZM10 170H11V168H10ZM23 170H24V169H23ZM66 170H67V169H66ZM116 170H117V169H116ZM11 171H12V170H11ZM49 171H50V170H49ZM72 171H73V169H72ZM78 171H79V170H78ZM123 171H124V170H123ZM135 171H136V170H135ZM154 171H155V170H154ZM162 171H163V170H162ZM21 172H22V170L19 169V173H21ZM58 172H60V171H58ZM155 172L161 174V170H160V169H157ZM69 173H70V172H69ZM77 173H78V172H77ZM162 173H163V172H162ZM15 174H16V173H15ZM28 174H29V173H28ZM38 174H39V173H38ZM52 174H53V173H52ZM87 174H88V173H87ZM128 174H129V173H128ZM34 175H35V174H34ZM49 175H50V174H49ZM54 175H55V173H54ZM74 175H75V174H74ZM74 175H73V176H74ZM137 175H138V174H137ZM164 175H165V174H164ZM181 175H182V174H181ZM184 175H185V174H184ZM77 176H79L80 179H82V178L84 177V174H83L82 172H79ZM85 176H86V174H85ZM129 176H130V175H129ZM157 176H159V175H157ZM20 177H21V176H20ZM22 177H23V176H22ZM24 177H25V175H24ZM26 177H28V176L26 175ZM136 177H137V176H136ZM142 177H143V175H142ZM15 178H16V177H15ZM28 178H29V177H28ZM28 178H27V179H28ZM30 178H31V177H30ZM30 178H29V179H30ZM86 178H87V177H86ZM130 178H131V177H130ZM161 178H162V176L160 177V179H161ZM178 178H179V177H178ZM1 179H2V178H1ZM131 179H132V178H131ZM131 179H130V180H131ZM134 179H135V178H134ZM135 180L137 181V179H135ZM3 181H4V180H3ZM27 181H29V180H27ZM85 182H86V181H85ZM139 182H140V181H139ZM155 182H156V181H155ZM26 183H27V182H26ZM37 183H38V182H37ZM39 183H40V182H39ZM27 184H28V183H27ZM140 184H141V183H140ZM237 184H238V183H237ZM239 184H240V182H239ZM193 185H194V184H193ZM235 185H236V184H235ZM240 185H241V184H240ZM35 187H36V186H35ZM158 187H159V186H158ZM168 187H170V186H168ZM168 187H167V188H168ZM192 187H193V186H192ZM235 187H237V186H235ZM28 188H29V187H28ZM30 188H31V187H30ZM127 188H128V187H127ZM131 188H132V186H131ZM148 188H149V187H148ZM173 188H174V187H173ZM173 188H168L167 191H168L169 193L177 192V191H176L175 189H173ZM233 188H234V187H233ZM238 188H239V186H238ZM235 189H236V188H235ZM39 190L42 191V189H40V188H39ZM20 191H21V190H20ZM167 191H166V192H167ZM178 191H179V190H178ZM24 192H25V191H24ZM38 194H39V193H38ZM177 194H178V192H177ZM150 195H151V194H150ZM44 196H45V195H44ZM189 198H190V197H189ZM186 200H187V199H186ZM45 205H46V204H45ZM184 205H185V204H184ZM191 205H192V204H191ZM184 207H185V206H184ZM186 207H187V205H186ZM223 207H224V205H223ZM206 208H207V207H206ZM4 209H5V208H4ZM6 209H7V208H6ZM156 209H157V208H156ZM156 209H155V210H156ZM189 209H190V208H189ZM207 209H208V208H207ZM213 209H214V208H213ZM153 210H154V209H153ZM190 210H191V209H190ZM210 210H211V209H210ZM193 211H194V210H193ZM0 213H1V212H0ZM149 213H150V212H149ZM5 214H6V213H5ZM155 214H156V213H155ZM26 215H27V214H26ZM219 215H220V214H219ZM3 216H4V215L0 214V219L3 218ZM29 216H30V214H29ZM29 216H28V217H29ZM150 216H151V215H150ZM177 216H178V215H177ZM24 218H25V217H24ZM49 218H51V220H53L54 222H60V221H61V217H60L59 215H57V214H52V215L49 216ZM155 218H156V217H155ZM3 219H5V218H3ZM29 219H30V218H29ZM151 219H152V218H151ZM206 219H207V218H206ZM32 221H33V220H32ZM32 221H31V220H24V219L21 220L20 222H18V224H16V226L14 227V229L12 228L13 231L11 230L12 232L9 233V235L11 236V238H13L15 241L18 242V244H20V248H21V249H22L23 247H25V244H26V241H27L25 238H26L27 236H30L31 233H32V228H33V222H32ZM34 221H35V220H34ZM212 221H213V220H212ZM212 221H211V222H212ZM64 222H65V221H64ZM119 222H121V221H119ZM122 222H123V221H122ZM122 222H121V223H122ZM127 222H128V221H127ZM4 223H5V222H4ZM62 223H63V221H62ZM121 223H119V227H118V229L120 228V231H122L121 228H124V227H125V224H121ZM130 223H131V222H130ZM128 224H129V223H128ZM198 224H199V223H198ZM11 225H12V224H11ZM116 225H118V224L116 223ZM126 225H127V224H126ZM2 226H3V225H2ZM154 226H155V224H154V223H151L150 225L147 226V227H148L147 229H149V230L151 229V230H152L153 228H155ZM188 226H189V225H188ZM0 227H1V226H0ZM5 227H6V226H5ZM10 227H11V226H10ZM12 227H13V226H12ZM130 227H131V226H130ZM185 227H186V226H185ZM38 228H39V227H38ZM126 228H128V226H126ZM45 229H46V228H44L43 230H42V229L39 230L38 233L35 234V236H36V237L34 236L35 238H32L33 236L31 235V236H32V237H31V238H32L31 240H32L33 244H37V245H38L39 241H37V239H40V240L42 239L43 241H44V239H48L49 232H47ZM163 229H164V228H163ZM35 230L37 231V229H35ZM190 230H191V229H190ZM123 231H124V230H123ZM147 231H148V230H147ZM162 231H164V230H162ZM201 231H202V230H201ZM216 231H217V230H216ZM149 232H150V231H149ZM190 232H191V231H190ZM198 232H199V231H198ZM34 233H35V232H34ZM34 233H33V235H34ZM161 233H162V232H161ZM192 233H193V232H192ZM194 233H195V232H194ZM202 233H203V232H202ZM143 234H144V232H143ZM152 234H153V233H152ZM189 234H190V233H189ZM219 234H220V233H219ZM120 235H121V234H120ZM154 235H156V234H154ZM163 235H164V234H163ZM167 235H168V234H167ZM176 235H177V234H176ZM207 235H208V234H207ZM5 236H7V232H6V235H5ZM145 236H146V235H145ZM219 236H220V235H219ZM2 237H4V236H2ZM139 237H140V236H139ZM166 237H167V236H166ZM182 237L184 238V236H182ZM222 237H223V236H222ZM261 237H262V236H261ZM49 238H50V237H49ZM149 238H150V237H149ZM160 238H161V237H160ZM167 238L170 239L171 237L168 235ZM183 238H182V239H183ZM6 239H7V238H6ZM27 239H30V238L28 237ZM137 239H138V238H137ZM137 239H136V240H137ZM145 239H146V238H145ZM147 239H148V238H147ZM171 239H172V238H171ZM178 239H179V238H178ZM216 239H217V238H216ZM10 240H11V239H10ZM97 240H98V239H97ZM143 240H144V239H143ZM143 240H142V241H143ZM163 240H164V239H163ZM163 240H162V241H163ZM208 240H209V239H208ZM28 241H29V240H28ZM48 241H49V240H48ZM137 241H138V240H137ZM152 241H153V240H152ZM171 241H172V240H171ZM37 242H38V243H37ZM138 242H139V241H138ZM143 242H146V243H147V242H149V241L147 240V241H143ZM160 242H161V241H160ZM169 242H170V241H169ZM173 242H174V241H173ZM204 242H205V241H204ZM48 243H49V242H48ZM95 243H96V242H95ZM157 243H159V242H157ZM157 243L154 242L155 246H156ZM167 243H168V242H166L165 245H169V244H167ZM171 243H172V242H171ZM10 244H12V243H10ZM50 244H51V243H50ZM142 244H144V243H142ZM172 244H174V243H172ZM175 244H176V243H175ZM214 244H215V243H214ZM214 244H213V245H214ZM28 245H29V244H28ZM28 245H26V246H28ZM126 245H127V244H126ZM129 245H130V244H129ZM157 245H158V244H157ZM159 245H161V244H159ZM170 245H171V244H170ZM181 245H182V244H181ZM34 246H35V245H34ZM48 246H49V245H48ZM50 246H51V245H50ZM142 246H143V245H142ZM152 246H153V245H152ZM176 246H177V244H176ZM220 246H221V245H220ZM2 247H3V246H2ZM16 247H18V246H16ZM35 247H36V246H35ZM51 247H52V246H51ZM51 247H49V248H51ZM119 247H120V244H119ZM181 247H182V246H181ZM12 248H14V247H12ZM32 248H33V251H34V247H32ZM43 248H44V247H43ZM62 248H63V247H62ZM115 248H116V245H115ZM115 248H114V249H115ZM124 248H125V246H124ZM140 248H141V247H140ZM155 248H156V247H155ZM213 248H214V247H213ZM18 249H19V247H18ZM25 249H26V247H25ZM59 249H60V248H59ZM65 249H66V248H65ZM81 249H82V248H81ZM116 249H118V248H116ZM243 249H244V247H243ZM246 249H247V248H246ZM14 250H15V249H14ZM16 250H17V249H16ZM29 250H30V249H29ZM46 250H47V249H46ZM112 250H113V249H112ZM212 250H213V249H212ZM23 251H26V250H23ZM83 251H84V250H83ZM105 251H106V250H105ZM105 251H104V252H105ZM108 251H109V250H108ZM117 251H118V250H117ZM138 251H139V250H138ZM248 251H249V250H248ZM26 252H27V251H26ZM57 252H58V251H57ZM258 252H259V251H258ZM34 253H35V251H34ZM46 253H47V252H46ZM46 253H45V254L42 253V254H43V256H42V259H43V260H46V259L49 258V255L46 254ZM98 253H99V252H98ZM121 253H122V252H121ZM124 253H125V252H124ZM124 253H122V254H124ZM221 253H222V252H221ZM241 253H242V252H240V254H241ZM260 253H261V252H260ZM4 254H5V253H4ZM24 254H25V253H24ZM50 254H51V253H50ZM74 254H75V253H74ZM74 254H72V255H74ZM84 254H85V253H84ZM110 254H111V253H110ZM110 254H109V255H110ZM114 254H115V253H114ZM141 254H142V253H141ZM174 254H175V253H174ZM179 254H180V253H179ZM106 255H107V254H106ZM124 255H125V254H124ZM139 255H140V254H139ZM139 255H138V257H139ZM146 255H147V254H146ZM176 255H178V254H176ZM257 255H258V254H257ZM257 255H250V256H248V257H249V258L247 257L248 260H247V261L245 260V261H246V264H264V259H263L262 257H260V256H257ZM36 256H37V255H36ZM39 256H40V255H39ZM68 256H69V255H68ZM97 256H98V255H97ZM97 256H96V257H97ZM125 256H126V255H125ZM246 256H247V255H246ZM74 257H75V256H73V258H74ZM76 257H77V256H76ZM90 257H92V256H90ZM102 257H103V256H102ZM106 257H107V256H106ZM170 257H171V256H170ZM176 257H177V256H176ZM210 257H211V256H210ZM38 258H39V257H38ZM86 258H87V257H86ZM78 259H80V257H78ZM81 259H83V258H81ZM98 259H99V258H98ZM134 259H135V258H134ZM74 260H75V259H73V261H74ZM93 260H94V259H93ZM209 260H210V259H209ZM223 260H224V259H223ZM73 261H72V259H71V262H72V263H71V262H65V261H64V263L62 262V264H69V263H70V264H73ZM75 261H76V260H75ZM75 261H74V263H75ZM77 261H78V260H77ZM99 261L102 262L101 259H100ZM99 261L97 260L98 263H100ZM103 261H104V260H103ZM125 261H126V260H125ZM125 261H124V262H125ZM225 261H226V259H225ZM44 262H45V261H44ZM82 262H83V261H82ZM104 262H105V261H104ZM215 262H217V261H215ZM215 262H214V263H215ZM16 263H17V262H16ZM229 263H230V262H229ZM6 264H7V263H6ZM17 264H18V263H17ZM54 264H55V263H54ZM59 264H60V263H59ZM93 264H94V263H93ZM95 264H96V261H95ZM242 264H243V263H242ZM244 264H245V263H244Z\"/></svg>",
    "mask_w": 264,
    "mask_h": 264
}]
</instances>
